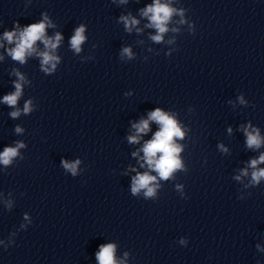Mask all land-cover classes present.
<instances>
[{
  "label": "clouds",
  "instance_id": "1",
  "mask_svg": "<svg viewBox=\"0 0 264 264\" xmlns=\"http://www.w3.org/2000/svg\"><path fill=\"white\" fill-rule=\"evenodd\" d=\"M176 13V9H173L166 3H161V0H154V3L148 5L145 9L142 10L141 14L143 16L148 17L150 20L149 27H154L157 30V35L152 36L151 39L160 42L162 40V34L168 31L167 24L170 21L173 14ZM181 16L182 12L179 13ZM125 28L130 32L132 27L139 23L135 18H130L127 16H122L120 18ZM45 20L37 23L30 24L25 27L23 30H19V35L17 36V32H5L4 39H6L9 43L16 41L15 48L9 49V55L12 56L14 60H17L21 63L25 62L26 55H31L36 51L34 45L36 41L41 40L46 49L50 51H44L37 53L41 60V67L43 71L50 72L55 69L56 64L55 61L58 58L51 54V50H55L62 40V36L57 33L55 38H48L45 36V28H46ZM181 23H185L182 19ZM173 31H178V29H173ZM85 27L81 25L76 28L75 34L71 37L70 44L72 49L76 52L81 51V44L85 41ZM122 54H127L131 56L130 48H124ZM47 65H51V68L46 67ZM18 77V81L15 82V92L5 95L3 97V102L9 106H16L18 99L22 94V83L24 81V76L19 72H16ZM240 102L244 103L243 98H240ZM31 111V101L25 103L23 112L28 113ZM13 118H16L20 115V111L16 110L10 113ZM149 120L156 121L161 125V128L158 132L155 133L153 139L146 143L143 148L145 153V160L150 168H154L158 173L161 179H168L175 169L181 168V162L177 158L178 153L181 151L179 145L174 143V137L183 138V132L180 127L177 126L175 120L170 117L168 114L162 112L160 109H156L149 113V117L147 120H141L138 124H134L133 127L136 129L137 135L129 136V142L135 143L138 140V134L144 133L148 130ZM22 129L17 127L16 132H21ZM245 133L247 136V146L249 148H259L262 143V139L259 135V131L254 129L253 131H248L245 129ZM24 144L18 142L16 147H6L2 153H0V163L5 166H8L12 163L13 159L17 157L18 150L23 148ZM157 153L161 155L157 158ZM136 155V153H133ZM76 163H68L67 161H62L63 167L67 170H70L73 175L76 174L77 164ZM260 163H264V154H261L258 159H253L250 162V167L254 169L252 173V182L258 183L261 178H264V169L256 170V166ZM143 166V165H142ZM242 175H247V171L244 170ZM236 179H240V177H236ZM156 180V177L149 175L148 173H144L141 175H137L133 178L132 184V193L135 195L140 190L145 189V196L152 197L155 195L156 186H153L152 182ZM184 243V241H181ZM100 252L97 253V259L99 264H116L113 258V253L115 246L114 245H101Z\"/></svg>",
  "mask_w": 264,
  "mask_h": 264
}]
</instances>
